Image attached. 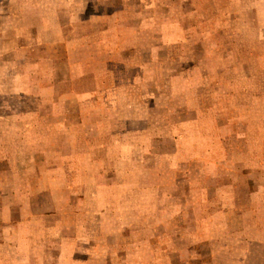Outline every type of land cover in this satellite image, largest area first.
I'll use <instances>...</instances> for the list:
<instances>
[{
  "label": "rangeland",
  "instance_id": "1",
  "mask_svg": "<svg viewBox=\"0 0 264 264\" xmlns=\"http://www.w3.org/2000/svg\"><path fill=\"white\" fill-rule=\"evenodd\" d=\"M23 4L21 27L17 36L8 35V45L11 38H18V44L24 47L11 52L16 66L6 68L7 80L0 82V154L4 158L0 167L22 172L34 167L41 186L48 185L45 175L49 168L66 164L72 170L73 186L89 180L80 177L84 172L79 169L83 165L79 156L66 157V163L60 160L55 166H50V160L41 154L34 157L31 144L39 146L37 152H43L47 142L53 141L54 133L59 136L54 141L60 140L61 145L73 142L78 149L80 141L87 140L94 145L95 140L102 142L106 138V132L99 129L71 133L62 128L52 132L47 129L46 82L41 79L46 78L48 67L45 59L36 58L35 48L39 45L40 56L45 57L46 50L41 45L55 41L53 46L58 54L76 52L75 57L96 56L109 60L116 34L119 55L113 56V62L118 65L121 79L118 118L141 119L142 115L128 114L127 110L132 109L121 106H127L126 88L133 90L134 101L142 90V86L136 88L128 83V77L132 81L138 77L134 76L137 75L134 65L138 58H144L148 64L146 72L155 82L151 84L155 95L166 86L168 90L179 89V94L170 100L175 111L172 129L177 140L191 142L207 135L216 156L222 157L223 152L230 155L224 170L223 162H215L214 174L207 180L213 195L204 196L213 199L216 206H231L226 234H216L210 242L202 237L197 241L194 228L185 224H190L186 215L194 213L191 206L200 196L179 193L189 190L190 171H202L200 166H187L189 171L180 174L177 192L167 196L158 194L151 186L138 194L137 189L128 193L130 188H117L111 181L97 184L91 180L95 183L87 187L88 194L78 196L83 203L71 204L70 220L77 218L83 224L64 229L66 235L81 234L80 239L86 240L90 253L86 263L80 264H264V3L258 6L252 1L239 0H183L182 3L178 0H24ZM181 12L186 17L176 18ZM53 21L55 24L51 25ZM49 26H56L54 34H46ZM64 29L70 34L68 40L77 45L76 50H71L69 42H62ZM95 29L102 31L95 34L92 32ZM135 43L136 49L126 47ZM158 44L166 48L159 50ZM82 69L76 66L73 73ZM92 69L84 68L88 74ZM67 73L61 65L49 74L63 78ZM164 76L173 81L163 82ZM192 76L198 79H190ZM197 88L199 91L195 94ZM108 93L99 92L96 100H86L87 112L83 109L81 114L54 117L61 121L66 118L72 123L80 121L72 125L76 127L95 121L115 126L117 114L114 109L110 114ZM95 101L98 106L91 108ZM162 101L161 96L160 100L156 99L157 104ZM204 109L203 122L199 123L201 129H197L196 122L181 119L183 113L187 119L192 110L201 117ZM209 109L212 111L208 112ZM167 149L169 185L175 181L178 168L174 158L180 153ZM158 151L155 142L152 152L156 155ZM153 173H146V186L158 183ZM222 174L224 178L218 177ZM23 181V187L27 188L28 181ZM53 198L47 193L37 197L39 227L33 233H45L44 216ZM7 212L0 205V214ZM258 216L263 224H257L260 223ZM205 230L206 227L201 228ZM48 234L59 235L58 227H49Z\"/></svg>",
  "mask_w": 264,
  "mask_h": 264
},
{
  "label": "crops",
  "instance_id": "2",
  "mask_svg": "<svg viewBox=\"0 0 264 264\" xmlns=\"http://www.w3.org/2000/svg\"><path fill=\"white\" fill-rule=\"evenodd\" d=\"M191 1L196 2L197 0ZM228 1L232 2L234 0ZM239 1H252L258 6L264 3V0ZM178 2L182 3L183 0H178ZM23 3L24 0H0V82L7 80L8 74L6 68L16 66L11 52L18 51L19 48L24 47L18 44V38H11L13 41L11 40L8 45V35L17 36V30L21 27L20 19L24 15ZM115 14L117 13L114 12ZM179 17L185 18L186 15L181 12L180 14H176V18ZM255 17L258 18V15H255ZM50 24L54 25L55 21ZM29 28H33V26L30 25ZM55 29L56 26L47 27L46 34H54ZM101 31L95 29L92 32L97 34ZM69 35L64 29V37L61 40L63 43L69 42L71 50H76L77 45L72 44L71 40H68ZM118 41L119 36L116 34L112 38L109 60H103L96 56L75 57L76 52L58 54L53 46L55 41H46L41 45L46 50V55L43 57L40 56V46H36V58L38 60L39 57L45 59L46 66L48 67L46 78L44 80L41 79L43 82H46V99H44L46 102L44 105L48 108L46 112L48 115L47 129L52 132L58 128H62L69 133L85 129H99L106 132V138L102 142L95 140L94 145H91V142L87 140L80 141L78 149L73 142H69L68 145H61L60 140L54 141L59 137L58 134L54 133L52 135L54 137L53 141L47 142L46 146H44L46 150L42 149L41 151L43 152L40 153L37 152L39 146L31 144L32 149H35L34 157H38L40 154L41 156H45L50 160V166H55L56 162L60 160L66 163V157L73 158L79 156V160L83 163L79 169L84 172V175L80 177L89 180L83 181L76 186H73L74 183L70 181L72 178L70 174L71 169L67 167V164L65 166H58L59 168L57 169H48L45 175L48 180L47 186L40 185V177L34 167L25 172L11 168L6 171L9 167H0V205L5 206L8 211L6 214H0V264H80L82 261L86 263V256L90 253V249L86 247V240L80 239L81 234L73 237L70 234L66 235L64 229L66 227H80V224H83L77 218H73V221L70 220V217H73L71 204L76 201L83 203V199L78 196H86L88 194L87 187L95 183L91 180H96L97 184L111 181L117 185V188H130L128 193H134V189H137L138 194H142L145 192L143 191L144 188L151 186L157 189L155 192L158 194L167 196L168 194L177 192V188L181 184L179 181L180 174L189 171L187 166L190 165L191 167V164L196 167L200 166L202 171H190L189 190L187 192L182 191L179 194L198 195L200 199L191 206V208L194 207V213L186 215L190 223L186 222V226L189 225L194 228L193 233L197 241L199 237H202V240L210 242L216 234L227 233L225 226L230 223L231 206L225 204L216 206L213 199L204 198V196L213 195V189L212 187L209 188L207 180L214 174L212 172L215 162H223L222 170H224V163H229L230 155L227 152H223L222 157L216 156L214 150L209 145L207 135L200 136L199 139L191 142H183L181 139L177 140L172 129L175 111L172 109L173 105L170 100L173 96H176L175 94H179V89L170 88L168 90L166 86L155 95L151 85L155 82H152L151 74L146 72L148 64L144 63V58H138L137 64L134 65L137 73L134 76L138 77L134 78L133 81L128 77V83L134 85L136 88L142 86V90H139L140 94L137 100L134 101L133 90L129 91L126 88L127 97L125 99L128 100L127 106H121L132 109L127 110L128 114L133 116L142 115L141 119L139 121L135 119L130 121V119L124 120L118 118L120 111L119 84L121 79L118 65L113 62V56L118 58L119 55ZM158 43H161V40ZM130 46L136 49L138 44L126 45L128 48ZM165 48L166 45L158 44L159 50ZM59 59L60 61H58ZM98 59L101 61V64ZM61 65L66 67L68 71L63 78H59L55 74H49L51 72L54 73L55 69L61 67ZM76 66L83 69L75 74L73 73V68ZM90 67L93 69L88 74L84 68ZM124 72L126 73V71ZM98 76L100 77L98 78ZM164 78L163 82H166L167 79H170L171 82L173 81L171 77L166 78L164 76ZM192 78L198 79L195 76H192L190 79ZM198 91L199 89L197 88L194 90V93L197 94ZM99 92H109L110 114H113V109L114 113L117 114L115 126L108 123H96L95 121L83 122L82 125L76 127L72 125L79 124L80 121L72 123L68 122L66 118L61 121L60 118L56 119L54 117L55 115L70 117L74 114H81L84 112L83 109L87 112L88 104L86 100H96L99 98ZM160 96L163 101L157 104L156 99L160 100ZM131 98L132 100L129 101ZM55 100H62V102L60 103ZM95 103L90 107L95 108L98 106V102L95 101ZM202 111L201 117H197L194 110H192L187 119L184 118L186 117L185 113H183L184 116L181 119L182 121L196 122L197 129H201L200 124L203 122L202 118L206 110ZM207 111L211 112L212 110L209 109ZM167 114H169V118H166ZM202 128L204 127L202 126ZM180 141L181 143L179 144ZM155 142H157L159 148L156 155L152 152V146ZM64 143L65 141H62V144ZM0 145H2L1 142ZM168 147L174 149L176 153H180V155L174 158V163H176V168H178L177 173L174 174L175 181L169 185L166 182L168 176ZM56 149L59 150L58 153ZM3 160L4 158L0 154V161ZM51 160L54 161L53 164ZM67 163L71 162L68 161ZM153 171L159 181L153 185L151 183L146 186L144 181L146 173ZM229 176L230 173L228 172L227 177ZM218 177L224 178V174ZM197 179L200 181H195ZM23 180L28 181L29 186L27 188L23 187ZM113 186L115 189L114 184ZM147 192L148 194L153 193V191ZM45 193L52 195L54 198L49 200L48 211L44 216L47 221L43 226V228H46L45 233H41L40 235L38 231L33 233V229L39 227L35 202L38 196ZM240 211L242 212L243 209H240ZM257 218L260 219V223L257 224H263L262 218L259 216ZM49 227L53 229L58 227L59 235L55 237L49 236ZM204 227L207 230L201 231V228ZM215 227L218 228L217 231H215ZM94 250H96V246H94Z\"/></svg>",
  "mask_w": 264,
  "mask_h": 264
}]
</instances>
